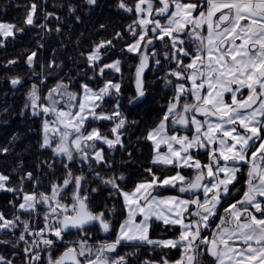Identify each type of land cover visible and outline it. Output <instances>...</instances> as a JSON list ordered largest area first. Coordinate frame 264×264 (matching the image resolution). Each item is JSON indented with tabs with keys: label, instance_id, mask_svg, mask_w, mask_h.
Instances as JSON below:
<instances>
[{
	"label": "snow or ice",
	"instance_id": "obj_1",
	"mask_svg": "<svg viewBox=\"0 0 264 264\" xmlns=\"http://www.w3.org/2000/svg\"><path fill=\"white\" fill-rule=\"evenodd\" d=\"M84 3L95 7L98 0ZM116 7L136 16L126 29L132 42L120 49L138 57L135 96L129 98V104L147 94L146 69L169 65L163 80L173 95L155 126L137 138V142L150 144L149 166L128 191L122 187L128 177L114 171L117 165L110 158L115 151L126 152L123 167L132 162L133 155L123 138L129 121L121 111V82L104 79L108 71L121 73L122 61L102 63L106 53L115 49L113 41L124 39V33L117 31L111 39L80 54L92 72L88 80L104 82L95 89L80 82L79 91L71 90L73 77L65 73L67 79L56 80L42 92L52 73L62 72L65 65L56 59H49L47 65L41 62L39 50L44 45L37 42V50H25L24 63L38 83L31 84L19 114L30 112L40 118L38 147L52 153V162L40 161L36 171L24 172L18 187L9 186L11 177L0 172V192L16 198L9 204L17 213L9 219L0 211V232L19 230L16 243H0L15 249L23 242L24 264H131L138 252L121 255V247H148L160 253L158 259L146 257L139 264H205L206 259L210 264H264V0H135L134 4L118 0ZM67 10L80 20L75 15L77 6L69 4ZM37 18L38 5L32 3L26 6L24 28L0 20V48L28 27L45 34L53 31L47 23L38 24ZM43 18L60 20L54 12H45ZM54 31L62 29L57 26ZM157 43L162 52L157 51ZM17 63L18 58L11 59L3 66ZM38 63L39 74L35 72ZM9 83L15 89L23 86V79L13 77ZM112 96L117 98L113 109L105 112V98ZM101 121L112 125L107 133L89 127ZM8 151L0 148V155ZM201 152L206 161L198 158ZM57 159L64 176L53 180L47 192L39 191L42 176L47 179L41 168L47 167L55 175ZM77 162L81 165L78 175L72 171ZM245 166L243 193L235 199L233 189ZM97 168L107 169L111 175H102ZM154 168L175 171L164 175ZM184 170L193 175H183ZM26 182L33 191L24 190ZM91 183L99 186L85 187ZM104 189L105 201L118 200L119 207L105 202L99 212L92 211L91 198ZM170 189L191 198L159 194ZM229 198L232 202L225 206ZM21 214L29 218L22 219ZM121 214L117 227L114 218ZM92 228L105 235L114 231L115 238L92 242ZM157 228L161 234L154 237ZM177 228V236L163 235ZM73 233L78 238L68 240ZM58 244L64 250L55 256ZM173 249L180 252L174 261L169 259ZM16 255L13 251V259H9L0 254V264H15Z\"/></svg>",
	"mask_w": 264,
	"mask_h": 264
},
{
	"label": "trees",
	"instance_id": "obj_2",
	"mask_svg": "<svg viewBox=\"0 0 264 264\" xmlns=\"http://www.w3.org/2000/svg\"><path fill=\"white\" fill-rule=\"evenodd\" d=\"M118 0H98V5L93 8H88L84 0H0V20L12 22L19 27L24 28V17L26 16V6L36 3L38 5L37 23H47L48 27L53 29L52 32L45 34L39 28L28 27L25 32L18 36L15 40H10L5 48H0V148H8L9 151L5 155H0V172L9 175L12 183L9 186L18 187V178L27 171H36V166L40 161L47 160L52 162V153L48 150H42L38 147L40 135L41 120L38 117H33L30 112L21 116L19 113L24 108L27 100V94L32 83H38L36 77L32 75V69L24 63L27 52L25 50H37V42L44 45V48L39 50V60L47 65L49 59H56V61L63 62L65 67L62 72H53L49 77L47 85L42 87V92H46L48 87H51L54 82L60 78H65V73H70L73 77L72 91H79L80 82H88L90 87L98 88L102 86L104 80L96 78L95 80H88L92 75L91 70L86 66V61L81 58V53L91 51L92 47L102 40L111 39L115 32L124 33V39L114 40L113 43L121 49L125 46L127 40V20L123 10L116 7ZM73 4L77 6L76 16L80 17L76 21L74 16L70 15L67 6ZM89 10V13H88ZM45 12H54L60 17V20L50 18L48 21L44 20ZM100 25H104L101 28ZM60 26L62 31L56 33L54 29ZM55 50V53H54ZM120 54L121 52L118 51ZM19 59V63L4 67L8 60ZM114 58L113 51H109L104 56L102 63H110ZM36 73H41L39 63L35 67ZM86 73V75H85ZM111 71L106 72L104 79H110ZM13 77H21L23 79V86L13 88L9 80ZM126 105L125 103L123 104ZM8 109V111H5ZM103 110L110 112V101L106 100L103 104ZM104 124V125H103ZM106 125V126H105ZM89 127H99L102 131L108 132L110 123L107 121L97 122ZM15 137V139H13ZM22 167H18L21 166ZM75 166V167H74ZM80 165H72L73 171H78ZM55 175L53 171L47 167H42L41 172L47 179L42 176L41 187L39 191L47 192L48 185L53 181L64 176V171L61 167L60 159L54 162ZM102 175L108 176L109 171L104 168H97ZM87 168L84 172L87 174ZM39 174V173H38ZM80 174V173H79ZM98 183H91L85 187H98ZM26 192L33 191L31 183L24 184ZM107 190L104 189L99 195H93L90 200V207L92 211L99 212L102 207L99 206L105 202ZM16 199L11 193L0 192V211L12 218L16 210L11 207L9 201ZM99 201V202H98ZM24 219H28L27 214ZM23 219V218H22ZM42 226V222L40 224ZM96 231L95 228L90 229L91 233ZM18 233V232H17ZM18 236H13L10 231H3L0 234V241H12L16 243ZM77 235L67 237L68 240L77 239ZM23 242L17 244L13 249L11 244L0 243V254L13 259L12 253H17L14 258L15 264H24ZM64 250V245L58 244L53 250L54 255L58 256ZM42 255H46L43 254ZM155 253L148 247L141 250L133 258V262L139 259L154 258Z\"/></svg>",
	"mask_w": 264,
	"mask_h": 264
},
{
	"label": "flooded vegetation",
	"instance_id": "obj_3",
	"mask_svg": "<svg viewBox=\"0 0 264 264\" xmlns=\"http://www.w3.org/2000/svg\"><path fill=\"white\" fill-rule=\"evenodd\" d=\"M51 1V0H50ZM70 0H68L69 2ZM126 3L128 4H134L135 0H126ZM88 8H93L89 7ZM89 13V10H88ZM125 13L127 25L132 24L133 20L136 19L135 15ZM163 22V21H162ZM131 37L130 34L127 33V40L126 43H131ZM157 51L162 52L164 49L160 46L159 43H157ZM114 58L120 59L122 61L121 66V73H113L110 74V79L117 80L121 82L122 87V98L120 100L121 103V111L124 113L125 117L129 121L128 129L124 134V140L125 143L129 144V151L132 152V162L124 163V166L121 167V164L123 162H126L128 160L127 153L122 151H115L114 154L110 157L111 159H114L116 162L117 167L114 169L116 172H124V174L128 177V181L126 184H123L122 187L125 188V190L130 191L135 183L143 178L144 175V168H147L149 166V162L151 159V147L150 144L144 143L143 141L137 142L138 137H142L145 135L146 130L149 128H152L155 126L156 122H158L159 118L163 115L164 110L167 107L168 100L173 95V90L171 88H166L164 86V74L167 68L169 67L168 64L165 63L163 68H157L155 65L151 66L150 68L146 69L145 71V82L147 84V94L146 96L141 100L133 104H129V98L135 96V84H134V73H135V67L138 64V57H136L134 54H128V53H118L120 49L115 45V49L112 50ZM188 61L185 60V63ZM247 94L246 92L244 93ZM116 97H106V100L110 101V107L111 111L113 109V105L116 102ZM226 99L230 100V96H226ZM188 102L190 103L191 100L189 98ZM126 104L125 106L123 104ZM110 111V112H111ZM109 112V113H110ZM199 118V117H198ZM131 121H137V124H132ZM112 125L110 124V127ZM101 130V129H100ZM191 135V132L188 133ZM105 150L106 153L107 149L106 146ZM106 154V155H107ZM199 159L202 161H206L207 157L201 152L198 156ZM85 170V168H84ZM158 174H164V175H172L174 174L175 170L170 169H153ZM100 172L99 170H97ZM248 171L247 166L243 167L242 172L240 173V182L236 184V188L233 189L235 199H239L240 196L243 193V185L244 180L246 179V173ZM183 175L185 176H191L193 173L190 170H184ZM109 175H111V172H109ZM239 190V191H237ZM161 196H167V195H181L185 199L191 198L188 194H180L175 189L170 190H161L159 193ZM99 202V201H98ZM232 202V198H229V200L225 203V206H227V203ZM112 203H116L117 207L120 205V201H109V206ZM99 206L101 205V200L99 202ZM123 219V215H118L114 218V223L118 227L119 222ZM160 229L157 228L152 235L158 236L160 235ZM179 234V229H173L170 230L167 233H164L165 236H177ZM210 230L206 231L204 235H209ZM115 238V232L111 235H105L103 233H99L95 231L93 233V241L95 240H102V239H109L112 240ZM145 247H141L140 249L136 250L131 247H121L119 248V252L121 255H123L125 252H132L137 251L138 254H141V250H143ZM153 253V252H152ZM160 253L157 251L155 252V259L159 258ZM180 256V252L176 249H173L169 253V259L170 260H176ZM143 259H139L133 262V258L131 259V264H139V261H142ZM205 264H210V262L206 259Z\"/></svg>",
	"mask_w": 264,
	"mask_h": 264
},
{
	"label": "rangeland",
	"instance_id": "obj_4",
	"mask_svg": "<svg viewBox=\"0 0 264 264\" xmlns=\"http://www.w3.org/2000/svg\"><path fill=\"white\" fill-rule=\"evenodd\" d=\"M104 125V124H103ZM106 126V125H105ZM102 131V130H101ZM102 132H104V131H102ZM104 133H107V132H104ZM107 154V153H106ZM73 165H80L78 162L77 163H75V164H73ZM75 167V166H74ZM78 169V171L76 172V171H73L74 173H76L77 175L80 173V169H81V165H80V167H78L77 168ZM70 191V190H69ZM22 216H24V215H21V218H23L24 219V217H22ZM9 218V217H8ZM26 218V217H25ZM9 219H11V218H9ZM5 231H9V230H5ZM11 232V231H10ZM18 232V233H17ZM2 232H0V234H1ZM11 234H13L12 232H11ZM93 234V233H92ZM19 236V230H17L14 234H13V236Z\"/></svg>",
	"mask_w": 264,
	"mask_h": 264
},
{
	"label": "water",
	"instance_id": "obj_5",
	"mask_svg": "<svg viewBox=\"0 0 264 264\" xmlns=\"http://www.w3.org/2000/svg\"><path fill=\"white\" fill-rule=\"evenodd\" d=\"M145 71H146V70H145ZM142 99H143V98H142ZM142 99H141V100H142ZM141 100H140V101H141Z\"/></svg>",
	"mask_w": 264,
	"mask_h": 264
}]
</instances>
